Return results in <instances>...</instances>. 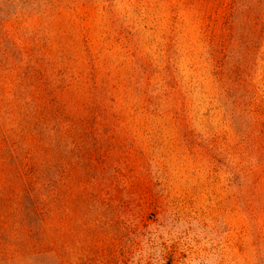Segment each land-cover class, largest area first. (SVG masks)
I'll use <instances>...</instances> for the list:
<instances>
[{"label": "rangeland", "instance_id": "rangeland-1", "mask_svg": "<svg viewBox=\"0 0 264 264\" xmlns=\"http://www.w3.org/2000/svg\"><path fill=\"white\" fill-rule=\"evenodd\" d=\"M61 263L264 264V0H0V264Z\"/></svg>", "mask_w": 264, "mask_h": 264}, {"label": "trees", "instance_id": "trees-1", "mask_svg": "<svg viewBox=\"0 0 264 264\" xmlns=\"http://www.w3.org/2000/svg\"><path fill=\"white\" fill-rule=\"evenodd\" d=\"M8 53V52H6ZM66 123V129L63 131V135H67L68 132L74 127L75 125L72 123V120L67 118ZM55 128H52V131H55ZM2 141L4 143H8L7 136L2 135ZM6 146H9V150L11 151L10 156L11 157H19L21 168L18 171V176L23 179V176H27L29 174L37 175L40 172V169L35 164L31 163L32 158L29 156V152H26L23 156L17 155L15 148L13 149L12 146H14V143H11V145L7 144ZM64 172V171H63ZM22 181V180H21ZM22 195H12L13 200L11 197H9L8 202H14L16 201V207L13 208L12 205L10 206V209L13 211V218H19V215L21 217V214H23L24 217H22L28 225L25 227L26 231L23 232V235L28 239L26 241L27 248H29V255H42L47 254L50 252H53L52 248L49 247V245H46L42 238L38 236L36 233V229L32 227L30 224L31 217H35L40 222H38V226L45 229L46 220L48 218V213H50L51 208L49 205H44L43 207L40 205L36 192H33L32 189L29 187L28 183L26 181H22ZM51 198H54L53 201H56V196H52ZM9 207V206H8ZM11 211V212H12ZM16 220V219H15ZM33 220V219H32ZM25 233V234H24ZM19 237L14 236L10 241H7V244L3 247L4 254L8 255L7 258L14 259L17 257H23L24 251H23V244L19 243ZM30 239V241H29ZM33 241V242H32ZM28 254V253H27ZM63 264V263H61Z\"/></svg>", "mask_w": 264, "mask_h": 264}]
</instances>
